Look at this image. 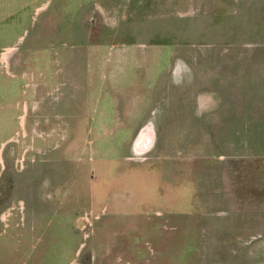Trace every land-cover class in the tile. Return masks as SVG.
I'll use <instances>...</instances> for the list:
<instances>
[{
  "label": "rangeland",
  "instance_id": "obj_1",
  "mask_svg": "<svg viewBox=\"0 0 264 264\" xmlns=\"http://www.w3.org/2000/svg\"><path fill=\"white\" fill-rule=\"evenodd\" d=\"M257 247L264 0H0V264Z\"/></svg>",
  "mask_w": 264,
  "mask_h": 264
},
{
  "label": "crops",
  "instance_id": "obj_2",
  "mask_svg": "<svg viewBox=\"0 0 264 264\" xmlns=\"http://www.w3.org/2000/svg\"><path fill=\"white\" fill-rule=\"evenodd\" d=\"M258 237L262 236H256L255 238L258 239ZM238 251L233 253L223 250V257H208L207 264H264V248H241ZM212 253L219 254V252L215 253L209 249V254L212 255ZM161 255L162 253L155 254V257L159 258Z\"/></svg>",
  "mask_w": 264,
  "mask_h": 264
},
{
  "label": "bare ground",
  "instance_id": "obj_3",
  "mask_svg": "<svg viewBox=\"0 0 264 264\" xmlns=\"http://www.w3.org/2000/svg\"><path fill=\"white\" fill-rule=\"evenodd\" d=\"M42 90V89H41Z\"/></svg>",
  "mask_w": 264,
  "mask_h": 264
}]
</instances>
